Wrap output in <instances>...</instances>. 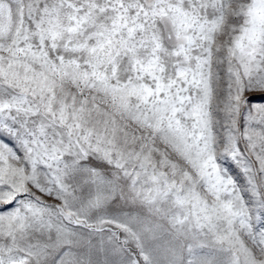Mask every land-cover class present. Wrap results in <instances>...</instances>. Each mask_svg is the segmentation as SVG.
<instances>
[{
	"label": "snow or ice",
	"instance_id": "1",
	"mask_svg": "<svg viewBox=\"0 0 264 264\" xmlns=\"http://www.w3.org/2000/svg\"><path fill=\"white\" fill-rule=\"evenodd\" d=\"M0 264H264V0H0Z\"/></svg>",
	"mask_w": 264,
	"mask_h": 264
}]
</instances>
